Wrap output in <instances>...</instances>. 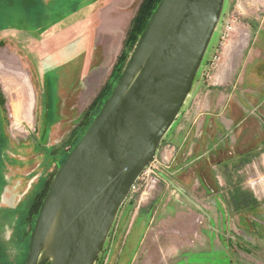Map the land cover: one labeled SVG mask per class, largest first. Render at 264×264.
<instances>
[{"label":"rangeland","instance_id":"rangeland-1","mask_svg":"<svg viewBox=\"0 0 264 264\" xmlns=\"http://www.w3.org/2000/svg\"><path fill=\"white\" fill-rule=\"evenodd\" d=\"M43 2L46 6L38 0H0V122L11 143L7 152L0 151V264H26L53 178L97 109L86 119L85 113L105 87V101L109 97L143 34L126 47L118 66L115 61L92 102L73 97L70 111L57 113L58 79L70 75L75 84L83 70L75 61L94 46V35L84 33L86 20L69 33L71 39L59 32L72 30L79 11L90 9V3ZM112 12L122 19L119 8ZM68 15L71 21L64 20ZM25 19L27 27H20ZM43 19L52 22L34 27ZM49 29L55 33L50 49L62 43L63 54L57 62L50 53L42 56L41 77L34 69ZM56 120L61 122L46 143L49 168L38 124ZM241 192L249 197L248 208H236ZM96 264H264V0H225L190 95L156 162L121 207Z\"/></svg>","mask_w":264,"mask_h":264},{"label":"water","instance_id":"water-1","mask_svg":"<svg viewBox=\"0 0 264 264\" xmlns=\"http://www.w3.org/2000/svg\"><path fill=\"white\" fill-rule=\"evenodd\" d=\"M225 0H161L99 113L58 168L26 264H96L180 114Z\"/></svg>","mask_w":264,"mask_h":264},{"label":"crops","instance_id":"crops-1","mask_svg":"<svg viewBox=\"0 0 264 264\" xmlns=\"http://www.w3.org/2000/svg\"><path fill=\"white\" fill-rule=\"evenodd\" d=\"M93 1L94 0H88V2L90 3V7H89L90 9L87 8L83 11L80 10L81 12L79 11V14L77 15V19L72 24V26H74L72 30L66 32V29H61L62 31L59 32V34L61 32L67 33L68 39H71L73 37L72 35L70 36L69 33L75 32L76 30L75 26L86 20L88 23V27L84 29L85 30L84 33H86V31L88 30L89 33H91V35H94V46L91 45L88 46V49H86V55L85 56L81 55V57L75 61L76 62L75 64L81 61L83 67L82 72H80L78 76V81H76L75 84H72L70 82L71 81L70 75L68 76L65 74L64 79L62 78L58 79L57 113L69 112L71 109L69 108L71 105L70 103L73 102V97L76 98L82 97V100L85 99L84 101H86L87 103L89 99H91L92 102L96 92H98V90L103 85L106 84V81L107 79H109L112 72V65L115 63V61L119 58V56L122 53L123 46L125 43L124 41L126 40V34L129 31L132 20L137 13V3L139 0H95L94 1L95 3H93ZM115 7L119 8V10L123 13L120 15L122 19H118V18L115 19L116 16H114V13L112 12V10H114ZM89 10L92 11L88 12ZM85 13L86 15H84ZM70 17L71 15L70 16L68 15L64 20L69 19ZM47 32H46V36H44V38L41 39V41L44 44H43V48H41V52L39 53V65L34 69L36 71V74H39V76L41 77L44 75L45 72L42 66V56L49 55L50 53L51 55H54L55 60L57 62L60 60L61 54H63L62 49L60 48L62 43L56 46L55 47L56 49H50L51 43L55 39L53 38V35L55 33L51 32L50 29ZM74 35L76 37V34ZM85 36L86 34L83 35L82 39L77 38L78 39L77 41L81 42L85 40ZM95 58L97 59L96 64H94L93 62ZM29 80L32 81L31 76H29ZM32 87H33V91L35 92L33 84ZM73 105L74 102L72 103L71 107H73ZM37 106H38V96H37ZM63 119L64 121L66 120L65 118ZM57 120L55 122H52L50 125L48 123L45 124L44 122H42L43 123L42 125L38 124L39 139L41 140L40 142L44 144L42 145L43 147H41L43 150L41 152L44 155L43 162L45 165L46 160L48 159L47 163L49 164L48 165L49 168H51L53 164L50 163V160L52 159L46 156L48 150L46 143L49 142L52 132L54 131L55 128H57V126H59L58 123L61 122ZM40 131L43 132L42 134L43 136L41 135ZM6 137H7L6 152H7V150L10 148L11 143L7 135Z\"/></svg>","mask_w":264,"mask_h":264},{"label":"trees","instance_id":"trees-1","mask_svg":"<svg viewBox=\"0 0 264 264\" xmlns=\"http://www.w3.org/2000/svg\"><path fill=\"white\" fill-rule=\"evenodd\" d=\"M38 1L43 6L44 5L46 6V4L43 2V0H38ZM160 2H161V0H143L142 1L141 5L139 7V10L137 12V15L135 16V18H134V20H133V22L131 24V27H130V29L128 31V35H127V38L125 40L124 48L122 50L121 55L118 58V61H117V65L116 66H118V64L121 63L124 60V54H125L126 47L127 46L130 47L131 46V42L134 43V44H136V42L138 41V38H139L140 34H142V32H144V30H145V28H146V26H147V24H148L151 16L153 15L154 11L156 10V8L158 7V5H159ZM37 15H39L40 17H43L42 12H39ZM45 21L46 20L43 19V22L38 23L39 25H35L34 27H37L38 29L47 28L51 24L52 19H50V21H49L48 24H44ZM54 21H56V19ZM26 22H27V19L24 20V23H22L20 27H22L24 24H26ZM9 26H11V25H9ZM26 27H27V24L23 28H26ZM132 46H133V44H132ZM124 64H125V62H124ZM124 64H122L123 65L122 66V69L124 67ZM118 79H119V77H117L116 80H118ZM106 92H107V90H106V87H105L103 89V91L100 93V95L96 98V100H94V102L91 104V106L89 107V109L87 110V112L85 113V115H84L85 119H86V117L90 116V110L91 109H94V107H96V109H97L96 115L99 113L102 105L105 102V97L104 96H105ZM93 119H94V117L92 118V120ZM90 124L91 123L89 122V124L87 125V127H86L85 130H87V128L90 126ZM85 130H82V132L80 134L84 133ZM75 135L76 134L74 132L71 137H73ZM6 147H7V137L4 134L3 125L0 122V151H3V149L5 151ZM3 169L4 168H2L1 159H0V178H1V172H4ZM0 185H1V182H0ZM249 202L250 201H249L248 195H244V194H242V192L238 195V197L234 201V203L236 204V208L239 207V208H242V209L248 208L245 205L248 204ZM210 259H211V256H210Z\"/></svg>","mask_w":264,"mask_h":264},{"label":"built area","instance_id":"built-area-1","mask_svg":"<svg viewBox=\"0 0 264 264\" xmlns=\"http://www.w3.org/2000/svg\"><path fill=\"white\" fill-rule=\"evenodd\" d=\"M233 28L232 27H230V26H228L227 28H226V32L227 33H229L231 30H232ZM225 36H227V35H225ZM216 60H217V55L212 59V61H211V65H214L215 64V62H216ZM156 162V157H155V159H154V161L144 170V172L139 176V178H138V180L136 181V183H138V181L141 179V178H143V175H144V173L146 172V170L150 167V166H152L154 163ZM136 183L134 184V186H133V188L135 187V185H136ZM132 188V189H133Z\"/></svg>","mask_w":264,"mask_h":264}]
</instances>
